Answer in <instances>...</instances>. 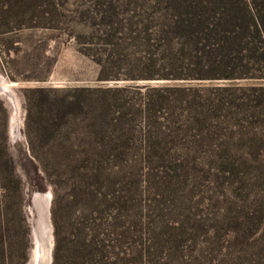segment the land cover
Wrapping results in <instances>:
<instances>
[{
  "label": "rangeland",
  "instance_id": "rangeland-1",
  "mask_svg": "<svg viewBox=\"0 0 264 264\" xmlns=\"http://www.w3.org/2000/svg\"><path fill=\"white\" fill-rule=\"evenodd\" d=\"M152 5L0 0V264L47 248L43 264H264L224 217L255 170L221 173L264 159V122L247 115L264 112V67L237 77L166 51Z\"/></svg>",
  "mask_w": 264,
  "mask_h": 264
},
{
  "label": "trees",
  "instance_id": "trees-1",
  "mask_svg": "<svg viewBox=\"0 0 264 264\" xmlns=\"http://www.w3.org/2000/svg\"><path fill=\"white\" fill-rule=\"evenodd\" d=\"M152 4L156 13L155 31L164 40L160 46L166 51L171 45H176L179 53L194 55L199 69L204 66L202 60L207 68H228L236 72L237 77L246 75L254 68L264 67V0H152ZM183 90L179 88V91ZM256 90L260 92L257 96H264L262 87ZM254 95V106L261 107ZM246 103H242L241 109L249 108ZM57 107L60 121L66 107L63 98L59 99ZM252 113H247L248 117H261L264 122L261 108ZM229 160L224 163L222 172L219 169L221 173L230 175L225 176L229 185L239 181L234 178V172H229L227 165L235 164L245 173V168L251 165L256 175L248 184L239 182L240 188L245 187V194L239 205L232 203L227 209L224 216L228 227L226 236L231 243L238 245L239 251L248 253L249 249H254L261 253L264 250V159L258 162L255 158L245 157ZM71 230L78 232L75 227H71ZM69 246L71 248L67 250ZM74 246L77 248L78 245L66 247V256H75Z\"/></svg>",
  "mask_w": 264,
  "mask_h": 264
},
{
  "label": "water",
  "instance_id": "water-1",
  "mask_svg": "<svg viewBox=\"0 0 264 264\" xmlns=\"http://www.w3.org/2000/svg\"><path fill=\"white\" fill-rule=\"evenodd\" d=\"M2 93H6V92H3L1 91ZM12 92V91H11ZM8 93V92H7ZM9 96V100H10V105H11V108H12V112H13V124L16 128V131H17V127L19 125V120H18V110H19V106H18V102H17V99L15 98L14 94H8ZM39 254H40V251H38ZM46 254L47 256L49 257V248L46 249Z\"/></svg>",
  "mask_w": 264,
  "mask_h": 264
},
{
  "label": "bare ground",
  "instance_id": "bare-ground-1",
  "mask_svg": "<svg viewBox=\"0 0 264 264\" xmlns=\"http://www.w3.org/2000/svg\"><path fill=\"white\" fill-rule=\"evenodd\" d=\"M0 90H2L3 92H8V90L10 89V86L11 85H8V83H7V85H6V82L5 81H3V79H1V77H0ZM3 85V86H2ZM5 85V86H4ZM11 94H13L11 91H10V95ZM41 254H42V257L40 258V264H43L44 263V256L46 257V262H48V256H47V254H46V252H41ZM39 258V252H38V250H35V252H34V255H33V260L32 261H35V260H37ZM36 262V261H35Z\"/></svg>",
  "mask_w": 264,
  "mask_h": 264
}]
</instances>
